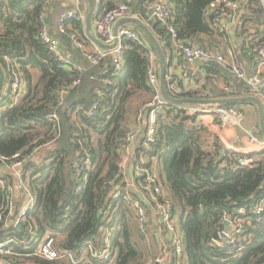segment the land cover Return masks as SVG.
Segmentation results:
<instances>
[{"label": "trees", "instance_id": "16d2710c", "mask_svg": "<svg viewBox=\"0 0 264 264\" xmlns=\"http://www.w3.org/2000/svg\"><path fill=\"white\" fill-rule=\"evenodd\" d=\"M76 1L0 0V66L5 74V84L0 89V167L5 166L2 157L11 159L21 153L27 160L22 179L28 182L35 199V207L21 222V229L5 228L1 224L0 241L14 238L22 242L33 237L32 247H18L22 256L15 258L16 262L30 264H155L166 254L168 264H264V219L257 222L250 214L242 217L244 233L240 241L246 243L243 252L232 253L214 244L217 234L224 229V214L233 218L240 209L250 212L264 200V151L247 157L228 151L216 165L223 145L198 116L187 115L188 105L164 106L157 116L156 142L148 144L149 106L157 93L149 85L148 54L157 53L136 25L132 26L142 35L143 42L123 40L124 66L120 73L114 70L110 56L91 65L79 50L73 53L76 62L85 67L83 74L61 69L40 40L44 26L41 17L45 14L47 22L50 19L54 27L52 35L74 50L68 33H59L56 22L62 11L76 8ZM124 1L95 0L92 20ZM153 1L131 0L132 16L146 18V4ZM170 1L174 5V26L183 41L220 52L232 49L244 59L251 58L255 48L264 43V0H241L244 23L235 32L236 47L228 32L215 29L206 17L213 0ZM78 3L85 18L69 24L89 46L84 30L88 6L84 0ZM148 26L166 58L165 83L170 96L207 99L214 94L221 97L215 93L213 81L235 85L239 91L234 96L247 95L243 84L232 79L233 65L220 66L215 62L202 66L205 80L198 88L188 93L175 92L172 89L175 79L169 78L167 64L172 38L162 25ZM14 65L19 67L26 87L25 97L17 104H12L10 95ZM156 66L160 75L158 59ZM77 80L80 84L64 100L59 122L54 125L50 117L60 110L58 91ZM258 97L264 102V94ZM98 103L97 116L88 117V111ZM239 105L189 106L206 109ZM133 129L139 131L135 141L137 150L129 161L134 168H155L183 237L181 256L169 240L162 242L155 236L151 211L156 210V202L161 197L156 196L154 200L142 192L150 203L149 208L138 198V191L128 187L123 145ZM244 158L252 160L249 166L241 165L240 160ZM86 160L89 161L87 179L83 190L77 193L81 178L76 173V165ZM16 184L12 177L0 173V208L9 199L12 203V197L16 198V208L22 206L23 194L15 189ZM116 187L119 189L115 190ZM118 192L120 195L116 197ZM136 205L147 211L150 222L146 233L138 226ZM108 227L113 230V256L108 262L97 261L87 248L99 246ZM46 236L54 238L59 252L71 253L73 261L35 257L34 248ZM30 254L33 256L25 257Z\"/></svg>", "mask_w": 264, "mask_h": 264}, {"label": "built area", "instance_id": "2783aa9c", "mask_svg": "<svg viewBox=\"0 0 264 264\" xmlns=\"http://www.w3.org/2000/svg\"><path fill=\"white\" fill-rule=\"evenodd\" d=\"M131 0L119 2L114 8L99 15L93 21V26L104 39V43L112 44L116 37L112 32V26L115 25L119 20L132 16V10L130 6ZM206 17L210 19L211 25L220 31H227L229 27H233L236 30L243 26L242 18V1L241 0H213L209 8L206 11ZM85 18L84 13L80 9V4L74 10L66 11L61 14L58 18V28L61 34L68 33L69 38L72 42L73 49L80 50L84 53L86 59L91 65L99 64L105 57L110 56L112 65L116 73H120L123 70L124 62L122 57V43L125 39H132L133 41L142 43L143 39L141 35L133 28L123 26L118 30V44L113 50H104L96 46L92 50H88L85 42L81 40L80 34L75 31L69 32L68 24L77 19ZM174 5L170 0H155L146 4V18L142 20L146 25L152 23H158L162 25L172 38L173 42V53L175 57L183 60V66L186 72L193 68L196 60L200 61L202 65L210 62H215L218 65H233L231 75L234 80L238 81L239 84H243L244 91H247V95L259 96L264 94V43L258 45L254 50V55L251 56L253 68L250 72L244 70L240 65L235 64V51L232 49L226 50V53L216 51L213 48L202 46L192 41H183L178 38L177 30L174 26ZM44 26L40 32V40L49 49V51L55 56L58 61V67L69 71H76L83 74L85 67L75 62L74 53L71 50L65 49L60 40L54 37L48 28L46 23V15L43 14L41 17ZM231 61V62H229ZM157 56L154 51L148 54V80L149 85L155 88L157 91L154 101L150 104L151 107L148 124H147V137L146 142L148 144H154L156 142V126L157 116L159 111L168 103L163 99L160 92V75L157 73ZM13 79L10 88V95L12 104L19 103L26 94V87L24 85V79L18 66L12 67ZM170 78V77H169ZM172 78V77H171ZM170 78V79H171ZM80 84V80L75 81L71 86L61 88L57 93V100L59 109L57 112L51 115L50 122L57 125L59 122V115L62 113L64 108V100L71 93L72 88ZM225 84V83H224ZM172 89L177 93H187L186 90L181 91L177 88L174 83ZM225 97H233L239 90L235 85L226 84ZM245 96V95H244ZM99 103L95 104L89 111L88 117H96L99 111ZM186 113L190 117L200 116L201 114L207 113V109L200 107H185ZM139 131L133 129L126 137V141L123 145L125 154L128 155L132 149L138 137ZM262 148H264V142H261ZM228 151H226L227 153ZM224 154V156L226 155ZM2 161L5 164L3 167H8L15 172L17 177V190L23 194V204L20 208H17L16 222L13 227L21 224L24 221L29 211L35 207V199L32 194V190L28 185V182L23 181L22 166L27 164L26 158H22L21 153L14 155L11 159L2 157ZM252 160L244 158L240 160L242 166H249ZM89 169V161L86 160L82 164L76 165V173L80 176V184L77 187V193L83 190V186L87 179V171ZM134 178L136 177L140 189L143 193L151 196L152 199L156 200V196H160L161 200L156 202L155 213L158 216L159 224L170 241L171 246L175 249L176 254L181 256L183 253V237L181 231L176 223V220L172 216L171 204L166 197L165 192L162 189L161 183L155 172L149 169H144L139 166L134 168ZM120 192L116 195L118 197ZM14 205V199L12 197V203L10 202L0 208V226L8 221V215L12 214ZM136 217L137 223L142 233H146L149 226V217L144 207L136 205ZM252 215L257 222L264 219V200L260 201L256 207L248 212L246 209H240L239 213L235 217H230L227 214L223 215V226L224 229L217 235H220V239H215L214 244L225 251H231L232 253H241L245 249L246 243L241 240L244 233V220L242 217L246 215ZM229 223L230 230L226 231L224 225L225 222ZM225 234V237H221ZM113 230L108 227L102 238V242L99 246H88L87 252L97 261L108 262L113 256ZM33 237H27L24 241L18 242L14 238H10L6 241H0V262L5 264H30V262H16L15 258L21 257L22 254L18 252V247L24 246L26 249H30L32 246ZM33 255L37 258H41L47 261H57L64 258H70L73 261L71 253H61L54 245V238L46 236L33 250ZM33 255H25V257H31ZM24 256V255H23ZM163 260V259H162ZM162 260L157 261L161 264ZM156 262V263H157ZM155 263V264H156Z\"/></svg>", "mask_w": 264, "mask_h": 264}, {"label": "crops", "instance_id": "0c3cea01", "mask_svg": "<svg viewBox=\"0 0 264 264\" xmlns=\"http://www.w3.org/2000/svg\"><path fill=\"white\" fill-rule=\"evenodd\" d=\"M77 6H78V0L76 1V8ZM46 23L48 25L50 33L52 34V31H54L53 30L54 27L52 28L50 19L48 22L46 20ZM56 23H57V29L59 32L58 21ZM53 24H55V21H53ZM125 26L133 27L132 24H128ZM114 28H115V25L112 26L113 33H114ZM68 29H69L68 30L69 32L74 31L70 24H68ZM84 30H85V26H84ZM231 32H233V36L230 34ZM91 33L93 36L97 37L98 39L104 42V39H102L99 32L93 26V23H92ZM228 34L231 36V40L234 43V47H236L235 29L233 27H229ZM85 35H86V32H85ZM206 41H208V39H206ZM62 46L65 49L70 50L64 44H62ZM96 46L97 45H95L93 42L90 41V45L89 46L87 45V48L88 50H92ZM75 50L76 49L74 50L71 49V51H75ZM223 53H226V51H223ZM235 54H236V58L238 56L239 62L237 63V59L235 58L234 63L237 65H240L244 70L250 72L253 68V65H252L253 63H252L251 58L245 57L244 59L241 55H239V53L235 52ZM156 56L159 61L158 55ZM83 57L86 59V57L84 56V53H83ZM167 64L169 66L168 73H169L170 78L172 77L171 79H175L174 80L175 84L176 85L177 83L179 84L180 86L179 89L181 91L186 90L188 93L189 91L198 88L199 85L202 84L203 81L205 80V75L203 73V68H202L203 65L201 63L200 64L194 63L193 68H191L188 72H186L183 66V60L175 57L173 53V48L168 50V63ZM206 109L209 111H207V113L205 114H201L200 116H198V119L205 127L209 129V131L212 133V135L215 138L217 137L221 141L223 145V149H226L227 151L236 153L243 157L255 155V154H258L264 151V148H262L261 146V142H264V135L261 132L259 119L257 117L258 112L255 106L243 104V105H239L235 107H224V108L222 107L212 108L211 107V109L210 108H206ZM136 148H137V143L135 142L130 153L128 155H125L124 161H123L124 167H125L124 172L129 177L126 179L128 183V187H131L133 190L135 189L136 191H138L137 193H142L138 180L134 178L133 164H131L129 161L131 155L134 154L133 152L137 150ZM154 170L155 168H153L152 171L154 172ZM0 173L8 175L12 177L14 180H16L17 178L14 175L15 172L12 171L8 167H3V166L0 167ZM117 188L118 187H116L115 190ZM15 189L17 190L16 186H15ZM15 202H16V198L14 197V203ZM12 208H13L12 214L8 215L9 217L5 225V228L13 227L14 223L16 222V214H17L16 209L17 208L15 204L13 205ZM156 216L157 214L155 213V211L154 210L151 211V217L153 218V221H151V223L154 226V228H156L155 236L157 239L160 238L159 240L164 242L166 239L168 240V238L162 231L160 224H159V220L156 218ZM166 255L167 256L163 258L161 264H168L169 256L168 254Z\"/></svg>", "mask_w": 264, "mask_h": 264}, {"label": "water", "instance_id": "95a60500", "mask_svg": "<svg viewBox=\"0 0 264 264\" xmlns=\"http://www.w3.org/2000/svg\"><path fill=\"white\" fill-rule=\"evenodd\" d=\"M87 3L88 6V13L87 17L85 19V32L88 40L93 42L95 45H97L99 48L104 50H113L117 47L118 44V30L128 24L136 25L152 42L154 49L158 55L159 58V69H160V92L163 97V99L168 103V105H176V106H185V105H201V106H223V105H234V104H248L253 105L257 108L258 115H259V124L261 128V132L264 135V102L258 97L253 95H245V96H233V97H225V98H207V99H195V98H174L170 96L166 90V58L162 51V47L158 41V39L155 37V35L150 30L149 26L146 25L142 20L136 18V17H127L119 20L115 24L114 28V37L115 40L112 44H106L97 37L92 35V23H93V17L95 15L96 11V3L95 0H84ZM233 36V32L230 33ZM194 63L200 64V61L196 60ZM5 84V74L0 66V89L3 88ZM226 149H223L221 151L220 156L218 157L216 161V165L220 164L224 159V154L226 153ZM27 164H24L22 166L21 170H24ZM3 169V168H2ZM119 189V187L117 188ZM138 198L147 206L150 208V203L146 198H144V195L142 193H137ZM226 227V231L230 230L229 223L226 221L224 223ZM17 229H21V224H18ZM221 237H225V234H222ZM217 239H220V235L216 236ZM0 264H5L3 262H0ZM156 264H159L158 262Z\"/></svg>", "mask_w": 264, "mask_h": 264}, {"label": "rangeland", "instance_id": "374dc122", "mask_svg": "<svg viewBox=\"0 0 264 264\" xmlns=\"http://www.w3.org/2000/svg\"><path fill=\"white\" fill-rule=\"evenodd\" d=\"M64 12H66V11H62L61 13H60V15L61 14H63ZM59 15V16H60ZM58 16V17H59ZM235 58H236V56H235ZM237 63L239 62V60H238V56H237ZM229 62H231V61H229ZM232 79H233V77H232ZM214 82V87H215V89H216V94H219V95H221V97H214V94H212L211 95V97H209V98H223L226 94H225V89H224V87H225V85L226 84H224L223 82H217V81H213ZM239 90H235V92L237 93ZM195 107H199V106H195ZM211 109V108H210ZM258 112V111H257ZM257 117H258V119H259V115L257 114Z\"/></svg>", "mask_w": 264, "mask_h": 264}]
</instances>
